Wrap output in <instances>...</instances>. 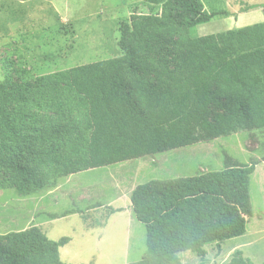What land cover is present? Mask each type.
<instances>
[{"label":"trees","instance_id":"obj_1","mask_svg":"<svg viewBox=\"0 0 264 264\" xmlns=\"http://www.w3.org/2000/svg\"><path fill=\"white\" fill-rule=\"evenodd\" d=\"M148 3L129 8L120 57L0 83V189L29 195L78 173L264 130V23L194 37L228 12L207 13L201 0ZM262 162L223 152L220 171L136 186L130 204L146 252L131 264H181L188 251L203 261L206 245L243 236ZM67 243L38 226L1 235L0 264H65ZM228 264L253 263L237 251Z\"/></svg>","mask_w":264,"mask_h":264},{"label":"rangeland","instance_id":"obj_2","mask_svg":"<svg viewBox=\"0 0 264 264\" xmlns=\"http://www.w3.org/2000/svg\"><path fill=\"white\" fill-rule=\"evenodd\" d=\"M149 1L0 0V83L8 77L19 84L120 57V28L128 22L129 8ZM201 1L207 13L224 10L229 16L197 26L194 37L241 29L264 20V0ZM239 15L247 23L242 27L235 23ZM223 152L243 164L261 161L264 130L241 131L78 173L29 195L2 188L0 236L38 226L52 242L68 240L59 250L65 264L138 263L146 252V231L129 204L135 187L153 180L220 171ZM249 197L253 214L247 218L242 237L206 245L203 261L189 251L181 253V264H228L237 251L253 264H264L263 162L250 177ZM110 207L120 211L111 214ZM48 214L59 218L50 219Z\"/></svg>","mask_w":264,"mask_h":264},{"label":"crops","instance_id":"obj_3","mask_svg":"<svg viewBox=\"0 0 264 264\" xmlns=\"http://www.w3.org/2000/svg\"><path fill=\"white\" fill-rule=\"evenodd\" d=\"M243 14V13H242ZM241 15H239L238 17H237V19L235 20V23H239V27H242V26H244V25H246L247 23H246V21H244V20H242V16L240 17ZM240 17V18H239ZM262 23H264V20L262 21ZM258 24H260V23H258ZM252 26V25H251ZM244 28V27H243ZM256 169V168H255ZM90 171V170H89ZM87 172V171H86ZM255 172V171H254ZM69 178H70V176H69ZM69 178H68V180H69ZM55 191V190H54ZM129 204H130V202H129ZM130 206H131V204H130ZM130 220V222L132 223L133 222V220H132V218H130L129 219ZM242 237V236H241ZM133 241V240H132ZM131 243H133V242H131Z\"/></svg>","mask_w":264,"mask_h":264}]
</instances>
